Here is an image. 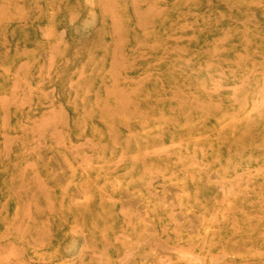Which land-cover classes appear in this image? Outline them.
Masks as SVG:
<instances>
[{
    "label": "rangeland",
    "instance_id": "374dc122",
    "mask_svg": "<svg viewBox=\"0 0 264 264\" xmlns=\"http://www.w3.org/2000/svg\"><path fill=\"white\" fill-rule=\"evenodd\" d=\"M0 264H264V0H0Z\"/></svg>",
    "mask_w": 264,
    "mask_h": 264
},
{
    "label": "bare ground",
    "instance_id": "6f19581e",
    "mask_svg": "<svg viewBox=\"0 0 264 264\" xmlns=\"http://www.w3.org/2000/svg\"><path fill=\"white\" fill-rule=\"evenodd\" d=\"M73 244H75V243H73ZM73 244H72V245H73ZM70 247H71V245H70ZM73 247H74V246H73ZM78 254H79V253H78ZM74 257H75V256H74Z\"/></svg>",
    "mask_w": 264,
    "mask_h": 264
}]
</instances>
